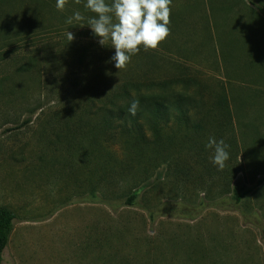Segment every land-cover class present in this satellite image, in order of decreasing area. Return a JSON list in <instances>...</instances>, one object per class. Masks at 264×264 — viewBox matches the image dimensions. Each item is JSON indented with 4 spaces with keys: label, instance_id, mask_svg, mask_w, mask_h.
<instances>
[{
    "label": "rangeland",
    "instance_id": "obj_1",
    "mask_svg": "<svg viewBox=\"0 0 264 264\" xmlns=\"http://www.w3.org/2000/svg\"><path fill=\"white\" fill-rule=\"evenodd\" d=\"M36 1L0 0L3 263L264 264V0ZM150 79L197 101L137 144L100 102Z\"/></svg>",
    "mask_w": 264,
    "mask_h": 264
},
{
    "label": "trees",
    "instance_id": "obj_2",
    "mask_svg": "<svg viewBox=\"0 0 264 264\" xmlns=\"http://www.w3.org/2000/svg\"><path fill=\"white\" fill-rule=\"evenodd\" d=\"M59 0H37L39 10L44 8H51L55 2ZM74 21H66L65 24L72 25ZM55 27L49 26V29ZM176 83V82H175ZM187 86V84H185ZM196 98L185 91H178L173 89V82L162 80L157 81L150 79L148 81L136 80L125 82L117 87L110 95L107 101L100 102V108L105 109L102 121L107 127L115 124L113 118L130 122V129H122V135H127L128 139L134 140L135 143H144L147 136L141 131L140 119L156 126L160 120L168 121L166 118L172 109L179 110L182 115L188 110L187 107L196 103ZM93 103V102H91ZM215 103L228 104L227 96H221ZM51 105V104H50ZM41 108V107H40ZM32 122V118L26 119L25 123ZM118 126L115 124L113 129ZM154 129V128H153ZM153 139L151 144L156 143L157 132L153 130ZM263 179L260 180L262 182ZM235 204L239 205L246 192H241L237 186L234 187ZM250 192V190H248ZM139 196L138 191L129 194L124 200L125 205H136ZM98 202H106L103 196H97ZM15 213L7 207L0 208V264H4V251L9 245L11 234L15 226Z\"/></svg>",
    "mask_w": 264,
    "mask_h": 264
}]
</instances>
